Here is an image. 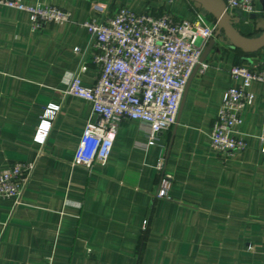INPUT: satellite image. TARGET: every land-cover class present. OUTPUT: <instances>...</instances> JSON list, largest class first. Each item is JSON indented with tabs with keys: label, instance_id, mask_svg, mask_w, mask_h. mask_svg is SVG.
I'll return each mask as SVG.
<instances>
[{
	"label": "crops",
	"instance_id": "0c3cea01",
	"mask_svg": "<svg viewBox=\"0 0 264 264\" xmlns=\"http://www.w3.org/2000/svg\"><path fill=\"white\" fill-rule=\"evenodd\" d=\"M22 1L53 3L71 16L33 32L26 12L0 7V167L34 163L21 198L0 199V264H264L262 83H251L253 98L238 127L246 147L225 161L209 147L230 68L255 64L264 47L245 53L213 34L201 56L206 69L191 74L176 122L156 145L144 148V125L124 119L104 165H72L94 115L88 101L65 90L82 61L83 85L98 75L83 21L123 6L215 20L192 0ZM252 13L264 19V0H254ZM250 14L238 15L247 36L258 33ZM52 103L59 109L37 142L35 127ZM161 186L165 197L156 195Z\"/></svg>",
	"mask_w": 264,
	"mask_h": 264
},
{
	"label": "built area",
	"instance_id": "2783aa9c",
	"mask_svg": "<svg viewBox=\"0 0 264 264\" xmlns=\"http://www.w3.org/2000/svg\"><path fill=\"white\" fill-rule=\"evenodd\" d=\"M224 4L230 14L254 11V0H224ZM0 7L26 12L33 32L49 23H67L71 16L68 10L48 2L0 0ZM82 25L98 75L92 85H83L81 75L87 65L82 61L65 93L91 105L94 119L82 128L71 157L72 165L89 167L92 163L105 164L122 120L135 119L144 125V148L156 145L160 134L175 124L188 79L196 68L203 72L207 67L201 56L217 24L201 18H175L168 13L156 16L135 12L123 6L111 16H90ZM229 77L209 135V147L224 161L246 147L238 127L253 98L251 83L258 81L264 86V52L251 66L233 65ZM58 109L59 105L53 103L44 109L35 127L37 142H43ZM163 163L160 155L154 164L158 172ZM33 166V162L12 161L0 167V199L18 201ZM166 191V186H161L156 195L165 197Z\"/></svg>",
	"mask_w": 264,
	"mask_h": 264
},
{
	"label": "water",
	"instance_id": "95a60500",
	"mask_svg": "<svg viewBox=\"0 0 264 264\" xmlns=\"http://www.w3.org/2000/svg\"><path fill=\"white\" fill-rule=\"evenodd\" d=\"M194 5L203 9L216 22L217 26L214 31L215 36L222 37L232 47H236L245 53H253L264 47V19L257 17L254 13L249 15L255 20L256 35L247 36L237 27L240 21H244L245 17L241 19L238 15L240 11H235L230 14L224 4V0H192ZM212 41H210L211 45Z\"/></svg>",
	"mask_w": 264,
	"mask_h": 264
}]
</instances>
